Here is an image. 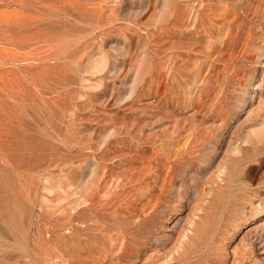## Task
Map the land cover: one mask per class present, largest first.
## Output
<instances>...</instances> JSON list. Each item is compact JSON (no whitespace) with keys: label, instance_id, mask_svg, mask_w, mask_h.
<instances>
[{"label":"rangeland","instance_id":"1","mask_svg":"<svg viewBox=\"0 0 264 264\" xmlns=\"http://www.w3.org/2000/svg\"><path fill=\"white\" fill-rule=\"evenodd\" d=\"M0 264H264V0H0Z\"/></svg>","mask_w":264,"mask_h":264},{"label":"bare ground","instance_id":"2","mask_svg":"<svg viewBox=\"0 0 264 264\" xmlns=\"http://www.w3.org/2000/svg\"><path fill=\"white\" fill-rule=\"evenodd\" d=\"M170 171H171V169H170ZM173 171V170H172ZM169 172V175H170V177H172V175H173V172ZM178 176V175H177ZM169 177V178H170ZM175 177V176H174ZM173 178V177H172ZM171 178V179H172ZM107 180V179H106ZM165 181V180H164ZM163 181V182H164ZM171 181V180H170ZM232 181V180H231ZM167 182V181H166ZM172 182V181H171ZM165 183V182H164ZM163 183V184H164ZM169 183V182H168ZM167 183V184H168ZM173 183V182H172ZM125 184V183H124ZM99 187V186H98ZM94 188V187H93ZM163 188V187H162ZM170 188V187H169ZM95 190H96V188H95ZM94 200V199H93ZM91 201V200H90ZM228 201V200H227ZM96 208V207H95ZM158 209V208H157ZM117 211V210H116ZM156 214V213H155ZM153 215V214H151L149 217L151 218V220H153L154 219V221H155V216L156 215ZM101 215V214H100ZM114 215H116V214H114ZM117 217V216H116ZM120 218V217H119ZM118 221V220H117ZM115 222H116V220H115ZM115 222H113V223H115ZM127 222H129V221H127ZM149 223H150V221H145V219L144 220H142V221H140L139 223H137L134 227H135V230H137V232L139 233V234H142V236H145L150 230L148 229V227H149ZM116 224H118V223H116ZM112 225V224H111ZM110 225V226H111ZM126 225V224H125ZM128 225V224H127ZM113 227H114V225H113ZM134 227H132V228H134ZM154 227V226H153ZM117 228V227H116ZM131 228V227H130ZM112 229V228H111ZM114 229V228H113ZM122 230L123 229H121V232H122ZM126 231V230H125ZM125 231H123V232H125ZM129 231H130V229H129ZM127 232V231H126ZM130 233V232H129ZM128 233V234H129ZM135 236V235H134ZM134 236H132V237H134ZM125 237V236H124ZM130 237V236H129ZM132 237H131V239H132ZM136 237V236H135ZM138 237V236H137ZM136 237V238H137ZM127 237H125V239H126ZM142 239V238H141ZM128 239H126V241H127ZM133 240V239H132ZM136 240V239H135ZM131 241V240H130ZM141 241V240H140ZM144 241V240H143ZM133 242V241H132ZM123 243V242H122ZM126 243H128V242H126ZM126 243H124L123 245H122V247L120 248V253L121 254H123L124 253V251L127 249V247H126ZM131 244V243H130ZM254 244V243H253ZM132 245V244H131ZM136 245V244H135ZM202 248V247H201ZM130 249H128L127 251H129ZM136 254V253H135ZM141 255V254H140ZM139 255V256H140Z\"/></svg>","mask_w":264,"mask_h":264}]
</instances>
